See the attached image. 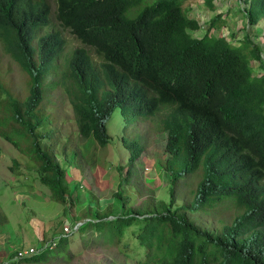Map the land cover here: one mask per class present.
Listing matches in <instances>:
<instances>
[{
  "label": "trees",
  "instance_id": "obj_1",
  "mask_svg": "<svg viewBox=\"0 0 264 264\" xmlns=\"http://www.w3.org/2000/svg\"><path fill=\"white\" fill-rule=\"evenodd\" d=\"M185 1L0 0V40L28 79L24 99L0 83L4 120L12 127L3 131L0 120V136L38 167L50 199L75 222L71 208L79 206L84 186L70 182L67 167L81 151L62 161L54 153L55 132L43 108L47 89H62L80 137L101 148L111 142L106 122L117 108L126 118H146L168 134L169 200L155 202L152 196L133 208L132 196L124 202L118 191L122 215L107 225L106 237L87 228L82 237L120 242L133 229V251L146 250L136 264H264V47L257 43L264 33L258 27L264 0L244 1L247 7L239 12L249 28L238 44L211 33L225 25L221 14L196 37L201 24L183 7ZM71 38L78 44L69 49ZM51 74L56 80L45 84ZM123 139L134 164L143 144ZM186 174L199 180L193 198L181 202L176 188ZM218 206L233 207L234 220L202 223L201 216H215ZM113 208L88 215L105 218ZM55 240L53 248L19 262L48 263L52 252L70 244L62 233Z\"/></svg>",
  "mask_w": 264,
  "mask_h": 264
},
{
  "label": "rangeland",
  "instance_id": "obj_2",
  "mask_svg": "<svg viewBox=\"0 0 264 264\" xmlns=\"http://www.w3.org/2000/svg\"><path fill=\"white\" fill-rule=\"evenodd\" d=\"M211 4L213 8L209 6L208 0L184 2L183 7L189 9V15L198 19L202 26L195 36L202 38L210 26L211 19L221 14L224 15L225 25H221L220 30L213 29L211 33L225 36L238 44L249 28H245V18L239 12L244 5H241L239 0H212ZM136 10L135 14L131 10L128 16L134 18L138 13V9ZM258 27L263 33L264 20ZM51 30H43L39 37ZM64 34L69 36L67 32ZM250 35H253L252 32ZM257 40V43L264 47V33ZM70 41L72 45H69V49L70 46H77L78 43L73 38ZM35 44L37 45L36 40ZM258 65L257 62L252 63L255 69ZM26 75L6 53L0 40V83L7 88L9 86L15 96L24 99L28 92ZM54 80L56 76L51 74L45 84ZM45 97L43 108L50 116L47 127L55 132L52 137L56 143L54 153L62 161L72 151H81L77 162L67 167L70 182L79 186L82 183L84 186L78 200L79 206L72 207L68 204L72 207L76 226L92 218L88 215L89 212L110 211L113 204V212L120 211L121 200L116 193L121 190L124 202L132 196L133 208H137L152 196L155 202L169 200L173 177L167 168L170 157L166 150L167 133L161 132L158 126L145 120L133 122L137 118H131L128 120L130 122H127L121 110L117 108L106 122L111 143L103 149L93 139L85 141L80 137L74 113L61 88H48ZM4 108L0 103V120L3 124L1 129L12 132V127L4 120ZM124 136L128 139L139 137L144 146L141 156L133 165L129 164L130 152L124 145ZM64 145H67L66 153L63 151ZM37 170L38 167L26 155L0 136V261H10L16 252L29 253L45 247L50 241L57 242V234L62 230L64 233L65 227L73 224L70 216H64L61 203L50 199L49 190L42 186ZM129 170L134 172L131 178H128ZM126 179H130L135 185L136 193L129 188ZM198 180L195 174H186L176 188L178 200L187 202L193 198L192 192L196 189ZM86 192L93 197L89 204L90 197L86 196ZM236 214L233 207L218 206L215 216L210 215L208 218L203 214L201 222L219 226L220 220L231 223ZM65 221L69 223L64 225ZM86 228L87 226L76 233L71 238L72 241L69 240L67 247L60 246L52 252L49 256L52 259L46 264H136L139 258L146 257L144 248L133 251L137 250L133 229H129V234L116 243L117 240L94 241L93 236L91 239L83 238L81 234ZM89 240L91 243L85 242ZM128 252L131 254L126 257ZM57 256L69 258L65 261L63 258H56Z\"/></svg>",
  "mask_w": 264,
  "mask_h": 264
},
{
  "label": "clouds",
  "instance_id": "obj_3",
  "mask_svg": "<svg viewBox=\"0 0 264 264\" xmlns=\"http://www.w3.org/2000/svg\"><path fill=\"white\" fill-rule=\"evenodd\" d=\"M246 7H247V4H246ZM202 27V26H201ZM82 45V44H81ZM126 118V117H125ZM127 119V122H130V121H128V120H131V119H129V118H126ZM139 119H141V120H145V121H148L149 123H150V121L148 120V119H146V118H137V120H135V121H133V122H139ZM124 138V137H123ZM134 139H139L140 141H141V139L139 138V137H135ZM134 139H130V140H134ZM111 143V142H110ZM109 143V144H110ZM141 143H142V141H141ZM108 146V145H107ZM126 147V146H125ZM144 147V146H143ZM106 148V147H105ZM104 149V148H103ZM126 149L127 150H129L127 147H126ZM129 152H130V150H129ZM130 157H131V153H130ZM138 160V159H137ZM129 162H130V159H129ZM130 165H133V164H131V163H129ZM129 172H130V174H129ZM128 177H129V175H132V174H134V172H133V170H129L128 171ZM133 176V175H132ZM126 181L129 183V181H128V179H126ZM129 188H130V183H129ZM114 205V204H113ZM114 209V208H113ZM113 209L111 210L112 212H113ZM96 211V210H95ZM94 212V211H93ZM92 212V213H93ZM96 212H98V211H96ZM102 213H104V212H102ZM100 214V213H99ZM109 215H107L108 217H105V216H103V217H105V218H100V217H93L92 216V218H88L86 221H82V223H78V225L76 226V222L77 221H75V222H73V224H71V225H68L67 227H65V229L64 230H66V231H64V233H63V230L60 232V233H62L63 234V236H65V237H67L69 240H71L72 241V237L76 234V233H78L79 231H80V229H81V227L83 226V224H85V223H88V224H90V225H88L87 226V229L88 230H91V231H93V232H95V234H102L103 236H105L106 237V235H107V232H106V230H107V225H110V223L111 222H113V221H115L116 219H119L120 218V216L122 215V212H121V210L120 211H118V212H113V213H108ZM76 223V224H75ZM109 223V224H108ZM100 224H102V226H99ZM71 230V231H70ZM59 233V234H60ZM82 235V234H81ZM57 236H58V234H57ZM56 236V237H57ZM104 239V238H103ZM95 240V239H94ZM109 240V239H108ZM86 243H88V241H85ZM116 243H119V242H116ZM56 245V242H54V241H50V242H48V243H46V245H45V247H42V248H40V249H38V250H41V249H51V248H53L54 246ZM37 250V251H38ZM36 251V249H34V252ZM32 255H34V253H32Z\"/></svg>",
  "mask_w": 264,
  "mask_h": 264
},
{
  "label": "built area",
  "instance_id": "obj_4",
  "mask_svg": "<svg viewBox=\"0 0 264 264\" xmlns=\"http://www.w3.org/2000/svg\"><path fill=\"white\" fill-rule=\"evenodd\" d=\"M244 1L245 0H242V2H240V0H239L240 4L244 5V6H242V8L246 7V4L244 3ZM32 253H34V250H32L29 253L28 252H25V253L19 252L18 256L15 259H13L12 261H0V264H23V263H20L19 261H21L24 257L31 255Z\"/></svg>",
  "mask_w": 264,
  "mask_h": 264
},
{
  "label": "crops",
  "instance_id": "obj_5",
  "mask_svg": "<svg viewBox=\"0 0 264 264\" xmlns=\"http://www.w3.org/2000/svg\"><path fill=\"white\" fill-rule=\"evenodd\" d=\"M219 1H222V0H219ZM214 2V1H213Z\"/></svg>",
  "mask_w": 264,
  "mask_h": 264
}]
</instances>
